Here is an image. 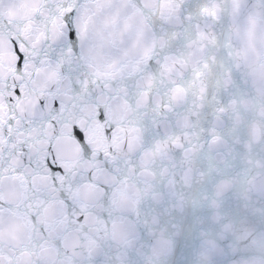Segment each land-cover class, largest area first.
Masks as SVG:
<instances>
[{
  "label": "snow or ice",
  "instance_id": "6c2138e0",
  "mask_svg": "<svg viewBox=\"0 0 264 264\" xmlns=\"http://www.w3.org/2000/svg\"><path fill=\"white\" fill-rule=\"evenodd\" d=\"M0 264H264V0H0Z\"/></svg>",
  "mask_w": 264,
  "mask_h": 264
}]
</instances>
